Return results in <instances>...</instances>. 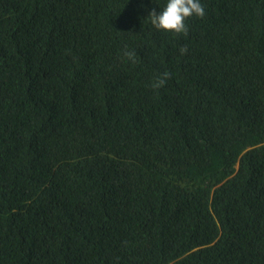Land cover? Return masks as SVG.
<instances>
[{"label":"trees","instance_id":"obj_1","mask_svg":"<svg viewBox=\"0 0 264 264\" xmlns=\"http://www.w3.org/2000/svg\"><path fill=\"white\" fill-rule=\"evenodd\" d=\"M165 3L0 0V264H264V0Z\"/></svg>","mask_w":264,"mask_h":264},{"label":"clouds","instance_id":"obj_2","mask_svg":"<svg viewBox=\"0 0 264 264\" xmlns=\"http://www.w3.org/2000/svg\"><path fill=\"white\" fill-rule=\"evenodd\" d=\"M205 8L201 0H166L163 8L159 11L152 10L148 14L151 24L159 30L174 33H184L187 31L186 20L191 16L203 17ZM129 57L131 52L126 53ZM169 73H162L154 83V87H162Z\"/></svg>","mask_w":264,"mask_h":264}]
</instances>
